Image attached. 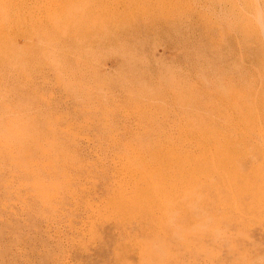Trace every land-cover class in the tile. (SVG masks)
<instances>
[{
	"label": "rangeland",
	"instance_id": "rangeland-1",
	"mask_svg": "<svg viewBox=\"0 0 264 264\" xmlns=\"http://www.w3.org/2000/svg\"><path fill=\"white\" fill-rule=\"evenodd\" d=\"M98 1L0 41V264H264V0Z\"/></svg>",
	"mask_w": 264,
	"mask_h": 264
},
{
	"label": "bare ground",
	"instance_id": "bare-ground-1",
	"mask_svg": "<svg viewBox=\"0 0 264 264\" xmlns=\"http://www.w3.org/2000/svg\"><path fill=\"white\" fill-rule=\"evenodd\" d=\"M93 1L96 0H0V22L5 21V23H7L5 27L0 24V41H2V39L5 41V38L7 39L6 41H8V39L13 40L19 37L35 36L54 43V41L60 39L59 29L60 27L63 28L61 15L67 12L72 13V11L77 10V12L83 14L81 24L84 23V25L87 26V22L91 17H94V15L98 14L102 9L100 8L98 11L94 8L92 9L91 4ZM99 1L100 3L98 4ZM99 1L97 4L102 7L104 1ZM135 5L136 4H134V6ZM106 10L107 9L104 11ZM13 11H18L16 17H5L6 14H11ZM104 11H102V13ZM116 11L119 12V10ZM5 64L2 66V70H8L10 67L9 64Z\"/></svg>",
	"mask_w": 264,
	"mask_h": 264
}]
</instances>
